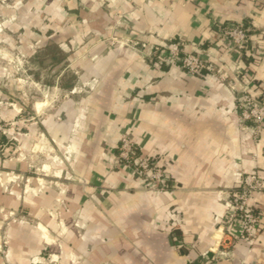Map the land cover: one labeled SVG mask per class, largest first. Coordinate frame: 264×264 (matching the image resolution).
<instances>
[{"label": "crops", "instance_id": "crops-1", "mask_svg": "<svg viewBox=\"0 0 264 264\" xmlns=\"http://www.w3.org/2000/svg\"><path fill=\"white\" fill-rule=\"evenodd\" d=\"M27 2L35 10L26 18L44 23L48 47L88 55L80 66L93 87L80 108L64 98L43 120L58 147L74 152L69 167L68 158L43 163L53 171L45 186L6 191L3 170L27 162L0 156V245L7 243L9 262L45 264L53 254L59 264H186L213 247L236 168L264 176V140L241 130L234 107L236 72L264 92V58L255 56L264 48V0ZM218 23L250 26L252 54L240 57L218 41ZM172 38L225 69L238 88L157 62L155 47ZM28 129L20 138L27 150L36 133ZM124 132L142 154H164L172 187L143 189L115 162ZM255 202L264 220V193ZM232 264H264V228L251 245L236 246Z\"/></svg>", "mask_w": 264, "mask_h": 264}, {"label": "rangeland", "instance_id": "rangeland-1", "mask_svg": "<svg viewBox=\"0 0 264 264\" xmlns=\"http://www.w3.org/2000/svg\"><path fill=\"white\" fill-rule=\"evenodd\" d=\"M27 1L28 0H0V156L6 161L19 158L27 162L24 169L6 167L3 170L6 178L3 181L2 187L8 192L13 190V186L15 185L23 191L32 190L34 187L37 188L39 183L45 186L46 178L44 173L53 171L52 168L46 171L45 167L42 170L43 163H55L63 160L62 164L64 165L65 158H68V163L66 165L69 167V160L74 158V152L71 146L66 143V147H58L57 143H55L44 131L43 120L47 118L50 113L55 112L64 98H72L76 106L80 108L83 104L82 96L89 94L93 87V85L90 84L91 80L86 81L84 79L86 76L80 66L82 60L88 55L85 54L80 56V54L76 55L69 51L67 53L63 51L59 52L57 47L53 45L48 47L46 34H43L46 29L44 23L38 21L34 24V22L26 18L27 13L32 14L35 10ZM242 25L249 29L252 36V28L244 24ZM216 31V39L226 43L229 49L235 51L240 57L244 54H247V56L252 54L250 45L247 51L243 53L239 52L235 47L230 45L229 42L219 37L217 26ZM50 40L52 41L53 39ZM68 46L70 47V44ZM66 48L69 50L68 47ZM255 56L257 59H263L264 48H260ZM206 60L214 66L212 72H206L207 76L211 75L221 80V77L226 74L227 82L230 83L233 81L225 69L219 68V66L207 58ZM243 75L244 74L241 72H236L235 74L240 81L244 79V77H242ZM232 85L235 86V88H232ZM232 85L228 84V87L234 90L238 88L237 84ZM254 86L255 84L252 85V88L255 89L254 91H256V93H262V91L257 90ZM46 100L49 102L47 105L45 103ZM36 103V106L40 109H37L35 106ZM235 109L238 112L241 130L246 132L242 129L239 119V110L236 107ZM32 125L36 128V133L32 138L31 147L27 150L26 147L22 145L20 138L21 136H26L25 133ZM123 134H125V132ZM30 136L31 135H29V137ZM251 137L255 141L260 139L264 140V125H262L260 134L258 132L256 134L254 133L251 134ZM118 146L115 154V162L122 163V160L120 161L118 157ZM136 146L139 149L137 144ZM140 154L143 156H153L157 154L156 158L160 160L159 166L164 173L168 174L167 164L163 159V153L148 155L140 152ZM125 163L124 161L122 165L132 169L136 176L140 178L141 187L143 189L154 190L155 187H158L148 183L151 182V178L144 179L143 176L136 172L134 167H130ZM1 169H3L2 166H0V170ZM238 170L240 169L237 167L235 174ZM28 177L34 178L37 185L34 184L32 180L30 181ZM49 178L52 180L55 179L53 176ZM151 183H153V181ZM161 186L169 189L172 187V184L170 181H166ZM227 199L228 197L226 201ZM218 227L219 226H217V229ZM5 245L0 246V254L3 255L4 258L8 251L7 243ZM48 258L45 264H59L57 260L50 261ZM5 264H7L6 260Z\"/></svg>", "mask_w": 264, "mask_h": 264}, {"label": "built area", "instance_id": "built-area-1", "mask_svg": "<svg viewBox=\"0 0 264 264\" xmlns=\"http://www.w3.org/2000/svg\"><path fill=\"white\" fill-rule=\"evenodd\" d=\"M216 26L219 37L229 42L239 52L243 53L249 49L252 36L247 27L242 24L230 23H218ZM141 46L146 47V44L142 43ZM155 54L157 62L169 65L179 63L189 75L206 74V72L214 70L213 64L207 62L201 53L188 51L186 43L180 38H172L163 48L155 47ZM226 79V74L221 77L224 82H227ZM236 80L240 85V94L236 95L235 107L239 110L242 129L250 135L257 132L260 134L262 125H264V93H256L255 89L252 88L254 83L250 80L242 79L240 81L238 77ZM229 84H235V81L233 80ZM232 88L235 86L232 85ZM118 147V157L122 163L125 161L126 165L134 167L144 179L151 178L153 183H148L158 186L154 190L163 191L167 189L161 185L169 181L170 176L164 173L159 166L160 160L156 158L157 154L153 156L141 155L136 143L127 133L121 136ZM252 154L257 155L256 150H253ZM239 169L236 172L237 183L229 193L226 211L216 232L215 245L201 252L197 258L188 261L186 264H232L236 246L240 243L251 245L260 236L264 228V220L255 198L258 194L264 193V176L257 168ZM8 256L7 251L5 254L6 262L11 264ZM47 258L50 261L57 259L53 254H49ZM47 258L43 259L42 262L46 263ZM39 262L41 261L37 260L34 263Z\"/></svg>", "mask_w": 264, "mask_h": 264}]
</instances>
